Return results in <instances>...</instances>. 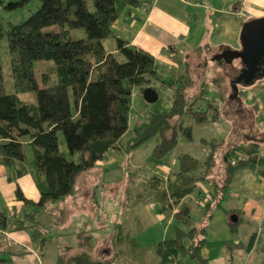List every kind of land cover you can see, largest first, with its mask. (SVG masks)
<instances>
[{"label": "trees", "instance_id": "16d2710c", "mask_svg": "<svg viewBox=\"0 0 264 264\" xmlns=\"http://www.w3.org/2000/svg\"><path fill=\"white\" fill-rule=\"evenodd\" d=\"M30 3L34 8L18 22L6 20L0 12V40H6L5 50L0 47V164L17 175L28 172L39 192L37 200L26 198L16 183L15 195L23 208L9 230L28 231L33 248L44 256L52 239L51 222L43 221L41 212L52 219L57 204L73 193L79 175L93 169L111 149H133L154 140L151 155L161 162L180 138L193 140L195 124L220 119L218 90L225 78L204 72L209 59L221 63L211 59L214 51L207 43L175 58V67L163 69L154 55L114 36L112 25L126 9L148 11L153 0H0V9L13 11ZM73 29H82L85 39L74 38ZM105 38L115 39L113 48L105 46ZM40 61L47 67L39 82L35 64ZM228 65L230 70L240 67L239 72L242 68L241 60ZM229 82H234V93L228 97L239 103L236 80L230 77ZM149 86L156 90L157 101L163 96L161 89H170L171 94L160 106L144 100L152 108L130 127L133 89L142 94ZM209 86L217 103L207 99ZM205 98L206 107L200 109L197 103ZM254 133L225 148L224 139H200L208 148L203 159L182 152L178 169L166 179L145 178L149 191L141 190L139 198H149L174 220L172 235L152 245L157 264H180L186 258L207 264L201 248L214 207L242 169L264 177V143ZM61 140L66 149L60 148ZM199 183L209 187V199L202 219L189 225L186 197ZM63 207V212L68 210ZM228 223L236 228L239 220ZM121 224H115L119 229L110 237L112 250L85 231L73 245L61 243L55 264H115L122 243L129 244L130 253L141 254L144 248L134 237H125ZM7 225V215L0 210V227ZM7 260L0 257L2 264Z\"/></svg>", "mask_w": 264, "mask_h": 264}, {"label": "crops", "instance_id": "0c3cea01", "mask_svg": "<svg viewBox=\"0 0 264 264\" xmlns=\"http://www.w3.org/2000/svg\"><path fill=\"white\" fill-rule=\"evenodd\" d=\"M262 17H264V0H153L148 11L142 8L126 9L113 23L112 31L114 36L151 53L161 67H166L168 59L174 61L179 56L188 55L194 48L205 43L211 47L214 55L240 49L243 24ZM169 46H174L175 49L168 51L166 48ZM161 59L166 62H161ZM215 60L222 63L225 61ZM225 62L229 64L233 63V60ZM163 73V76L167 77L165 71ZM259 86L264 90V80L259 82ZM259 107L264 109V104ZM165 163L162 160L154 166H148L146 177L159 175L166 179L170 173L176 171L171 170ZM167 170H170V173ZM16 183L26 198L32 200L39 198V192L28 172L23 171L17 175L15 171L0 164V210L7 215L8 224L6 228L0 227V257L10 259L3 264H8L7 262L32 264V261L25 262L28 257L34 258L38 264H43V258L52 243L47 245L44 256H40L33 248L28 231L9 230L12 219L23 208L22 201L15 195ZM143 184L145 185L144 182ZM147 189L146 192L149 191L148 187ZM209 190L206 184L199 183L196 190L187 195L191 207L189 225H194L202 219L204 206L209 199ZM136 201H132L135 214L131 218L123 217L120 223L123 224L122 233L125 237H134L138 246L144 250L141 254L130 253L129 244L122 243L119 248L122 254L115 264H157L152 245L172 235L170 229L174 224L172 214L160 212L159 205L149 198L144 202ZM138 206H141L140 213L136 209ZM230 210L238 213H229ZM214 211H216L215 215H213ZM143 213H146L143 217L148 221V227L143 226ZM232 214L236 215V221L239 220L236 228H231L228 223ZM130 219L134 223H129ZM88 227L84 224L82 232L87 231ZM115 229L119 228L115 227ZM262 233H264V177L250 169H242L235 176L221 204L212 211L207 223L206 241L201 248V256L207 264H244L243 254L252 255L256 249L255 243ZM109 234H104L100 243L110 241ZM112 234L114 231L111 232L110 237ZM58 241L60 243L61 238ZM188 261L187 258L183 259L180 264H187Z\"/></svg>", "mask_w": 264, "mask_h": 264}, {"label": "rangeland", "instance_id": "374dc122", "mask_svg": "<svg viewBox=\"0 0 264 264\" xmlns=\"http://www.w3.org/2000/svg\"><path fill=\"white\" fill-rule=\"evenodd\" d=\"M33 8V4L30 3L21 9L13 11H4L0 9V12L6 20L18 22L26 18ZM71 33L74 38L85 39V34L82 29H73ZM103 42L107 48H111L115 45L114 38H105ZM5 46L6 40L1 39L0 47L2 51L5 50ZM213 57L214 56H212L211 59H213ZM206 58L209 59L208 54ZM168 60L169 61L166 62L161 59V62L165 61L167 63L166 67L162 66L161 68L170 69L171 67H175V64H178L175 59L174 61ZM198 61L199 60L194 61L193 65H197ZM237 61L239 62L240 59L234 58L232 64L236 65ZM213 62L215 61L209 59L208 65L205 64L207 69H205L204 72L217 76L221 75L225 78L221 81L218 90L222 98V103L219 106L221 110L220 119L216 122L205 121L195 124L193 126V140H187L185 138L179 139L176 146L162 159L171 170L178 169L177 155L181 152H188L196 157L202 156V158L199 159L205 157L208 148L200 141L199 137H205L201 139H224L225 148L228 144L239 141L248 135L253 136L252 132H257L256 134L254 133V136L256 135V139L264 143V109H258L257 107L264 104V90L259 86V82L264 80V72L258 73L254 77L249 76L248 80L243 78L240 79L242 80L240 81L238 80V75L240 73L238 69L240 67H233L232 70H230L231 67H229L228 63L225 61H223V63ZM200 63L203 64L204 61L202 60ZM46 67L47 63L44 61L35 64L36 78L39 82L40 76L45 72ZM230 77L236 80L238 91L236 90L235 92L239 95L240 105H238L239 103L237 100L232 101V99L228 97L230 93H234L232 90L233 87L231 86V83L234 84V82H229ZM206 90L208 94L207 99H213V101L217 103L218 101L215 97L216 93L212 91L213 88L209 86ZM161 92L163 96L160 97L158 101L156 100L157 102L155 101L156 105L159 106L163 104L165 100L164 97L170 96L171 90L163 88ZM22 96L24 97L25 95L22 94ZM197 104L200 109H204L206 107V98ZM149 108H152L151 104H146L142 94H139L136 89H133L129 126L132 127L136 124L140 120L142 114ZM186 123H191V120L186 119ZM153 145L154 140H150L133 149L122 148L109 150L108 153L96 163L93 169L79 175L73 193L67 196L64 202H61L66 206V209L68 208V212H63V210H61L65 209L61 203L57 204L55 209L57 211L53 214L52 219H48V216L44 212H41L40 218L45 222H51L50 235L52 237L50 242V244H52L45 258H43V264H54L61 243L73 245L76 236L82 233L84 224L89 226L87 231L98 241L104 238V234H111L112 231H114L113 235L117 234V230L115 229L116 226L114 225L120 222L123 217L129 216L131 218L136 212L133 208L134 205L132 201L139 200V202H144L146 200V198H139L138 193L141 192V190H148L143 184V180H145L148 175V166H154L158 163L153 160L151 155ZM60 148L66 149L62 140L60 142ZM167 171L170 173V170ZM166 173L164 172V174ZM136 209L140 213L141 206H138ZM215 213L216 211L213 212V215H215ZM145 214L146 213H143L142 217ZM147 222L148 221L144 218L143 226L148 227ZM129 223H134V221L132 222L131 220ZM110 234L108 239H110ZM57 236L61 238L60 243L58 241L60 238ZM110 244L111 241H108L102 245L110 248L113 246ZM255 247L256 249L252 255L246 256L245 253L243 254L242 260L244 264H264V233H262L256 241ZM28 255L26 257H28ZM30 261H32V264H38L32 257L25 259L26 263ZM187 264L195 263L188 261Z\"/></svg>", "mask_w": 264, "mask_h": 264}, {"label": "water", "instance_id": "95a60500", "mask_svg": "<svg viewBox=\"0 0 264 264\" xmlns=\"http://www.w3.org/2000/svg\"><path fill=\"white\" fill-rule=\"evenodd\" d=\"M240 40V49L217 53L213 59H224L228 62H231L234 58L240 59L243 67L239 74V80L243 78L248 80L249 76H255V71L258 69L257 61H260L258 57L264 56V17L244 23ZM254 67L256 69L253 70ZM142 97L146 102L154 103L158 99V94L154 88L149 86L143 89ZM230 220L235 222L237 220L236 215L232 214Z\"/></svg>", "mask_w": 264, "mask_h": 264}, {"label": "flooded vegetation", "instance_id": "af4514ba", "mask_svg": "<svg viewBox=\"0 0 264 264\" xmlns=\"http://www.w3.org/2000/svg\"><path fill=\"white\" fill-rule=\"evenodd\" d=\"M262 57H264V56L262 55L261 57L260 56L258 57L260 59V61L259 62L257 61L258 69L255 71V75L258 73L260 74L261 72H264V58H262ZM254 69H256V67H254L253 70ZM251 73H252V71H251Z\"/></svg>", "mask_w": 264, "mask_h": 264}, {"label": "bare ground", "instance_id": "6f19581e", "mask_svg": "<svg viewBox=\"0 0 264 264\" xmlns=\"http://www.w3.org/2000/svg\"><path fill=\"white\" fill-rule=\"evenodd\" d=\"M230 162L233 164L234 163V160L233 159H230Z\"/></svg>", "mask_w": 264, "mask_h": 264}]
</instances>
